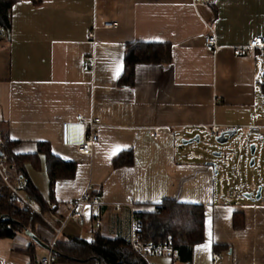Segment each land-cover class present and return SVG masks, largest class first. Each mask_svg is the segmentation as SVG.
Returning a JSON list of instances; mask_svg holds the SVG:
<instances>
[{
    "label": "crops",
    "instance_id": "0c3cea01",
    "mask_svg": "<svg viewBox=\"0 0 264 264\" xmlns=\"http://www.w3.org/2000/svg\"><path fill=\"white\" fill-rule=\"evenodd\" d=\"M10 16L9 34L0 41V135L15 143L13 154L36 160L24 167L49 207L47 216L40 215L48 228H35L41 241L91 242L96 235L129 240L128 206L173 200L204 207L203 241L190 251L149 257L150 264H212L215 253L218 264H264V113L258 112L264 54L236 50L264 36V0H13ZM209 29L216 52L203 45ZM131 43L168 45L171 59L136 65L133 85L121 87ZM79 115L100 121L91 156L60 142L61 125ZM212 126L218 134L243 128L257 140L252 165L259 176L238 201L232 195L222 201L214 161L182 145L195 136L214 137ZM41 143L76 165L72 178L55 181L52 199ZM124 151L132 152V164L115 168ZM87 186L94 187L100 206L81 207L82 217L69 220L70 203ZM46 253L25 234L0 239V264H38Z\"/></svg>",
    "mask_w": 264,
    "mask_h": 264
},
{
    "label": "trees",
    "instance_id": "16d2710c",
    "mask_svg": "<svg viewBox=\"0 0 264 264\" xmlns=\"http://www.w3.org/2000/svg\"><path fill=\"white\" fill-rule=\"evenodd\" d=\"M13 0H0V41L7 37L10 31L11 6ZM171 59L170 47L165 44L131 43L126 46L124 54V71L118 81L121 87L133 85V72L138 64H168ZM264 94V82L262 83ZM2 135V134H1ZM2 153L10 169L27 182L24 194L33 202L38 214L27 206L18 207L12 193L0 188V239L13 238L17 234H24L29 230L35 234L36 226H48L40 215L47 216L49 207L32 185L25 172V163L35 160L34 157L19 156L12 153L15 145L3 136ZM38 153L45 158L46 173L49 180L50 199L54 183L57 179L72 178L75 173V163L62 160L51 152L46 143L39 144ZM132 152H121L113 161L115 168L132 164ZM36 161V160H35ZM18 202V201H17ZM154 211L140 213L141 233L147 242L162 243L167 238L172 240V251H190L203 241L204 236V207L201 205L178 203L164 200L159 205L151 207ZM11 218L17 224L6 220ZM238 218L234 215V228L239 226ZM243 226V223L242 225ZM32 244L35 243L32 241ZM53 256L58 263H93V264H147L132 249L129 240H108L96 235L91 242L77 238L58 239L53 245ZM32 256V252H29Z\"/></svg>",
    "mask_w": 264,
    "mask_h": 264
},
{
    "label": "built area",
    "instance_id": "2783aa9c",
    "mask_svg": "<svg viewBox=\"0 0 264 264\" xmlns=\"http://www.w3.org/2000/svg\"><path fill=\"white\" fill-rule=\"evenodd\" d=\"M211 0H193V3L196 5L201 2H210ZM105 28H114L116 24L114 23H106L104 24ZM210 33L203 38V45L207 50H211L216 52L219 50L217 46L216 37L212 33L211 29ZM1 36V33H0ZM92 37V34L89 35ZM239 54H248L253 51H258L264 54V36H257L248 40L246 45L240 46L236 48ZM89 67L93 66V62L88 63ZM98 118H91L89 120L84 119L81 115L76 117L75 122H67L61 125V134H60V142L63 147H71L74 148L78 153L91 156L93 152V147L98 143V134L97 128L99 125ZM84 128V134H83ZM218 128L216 126L211 127V134L215 137L218 134ZM83 134V136H82ZM4 142L0 138V179L5 182L7 187L11 189L13 195H15L19 200L23 202V204L27 205L32 211L36 212L32 207L30 200H26L21 195V192H24L26 189V180L21 176L17 175L18 178V186H11L8 181V171L7 169L10 167L9 165H5V156L1 151ZM100 198L96 194L94 187L87 186L84 193L76 200L70 203L71 213L68 216L69 220H79L82 217V212L80 211L81 207L84 208H98L100 206ZM131 212V221H130V235H129V243L131 249L140 256L147 264L149 257H159L164 254L172 253V240L171 238H167L164 242L154 244L151 242H147L141 233V222H140V213L145 211H154L152 208L145 207H136L133 205L128 206ZM120 206L117 205L115 210H119ZM94 226L98 229L101 226V221L99 218L94 220ZM56 235L60 233L59 229L53 228ZM53 248V244L50 246ZM173 259H175L173 257ZM220 261V256L218 254H213L212 256V264H218ZM38 264H57L53 253L51 251H47L46 255L42 256L38 260ZM156 264V263H153Z\"/></svg>",
    "mask_w": 264,
    "mask_h": 264
},
{
    "label": "rangeland",
    "instance_id": "374dc122",
    "mask_svg": "<svg viewBox=\"0 0 264 264\" xmlns=\"http://www.w3.org/2000/svg\"><path fill=\"white\" fill-rule=\"evenodd\" d=\"M262 62L264 63V58L262 59ZM259 71L261 73L264 71V64L259 65ZM258 112L259 114L264 113V102H259ZM0 138L3 141L2 135H0ZM255 142H257L256 138H247L246 130L243 128H238L237 134L226 144L219 145L215 142L214 137L207 135V137H201L198 143H193L188 147H186L187 145L183 147L187 148V152L193 151L195 153L201 154L203 156V161L206 159L214 161L213 163L216 164L217 171L215 177L216 191L218 193V196L221 195V200L225 201L228 195H232L234 196V200L238 201L239 199L244 198V194L248 193V190H250L251 183L253 181H257V178L259 176L257 165H251V160H257L259 155L256 153H254L253 155L251 154L250 146L253 143L255 144ZM240 148H242V151H240ZM218 152L222 153L221 157H214L213 154ZM4 163L6 166L9 165L6 159ZM7 171L8 183L13 187H17L19 184L17 175L14 172L15 170L13 171L9 167ZM43 172H45V170ZM0 188H5L9 193H12L11 189L7 187L5 182L1 179ZM21 195L24 199L29 201L28 197L24 194V192H21ZM17 201H15L14 203L16 206H27L23 204V202L19 199H17ZM30 203L34 205L33 202L30 201ZM43 222L45 224L47 223L45 221Z\"/></svg>",
    "mask_w": 264,
    "mask_h": 264
},
{
    "label": "water",
    "instance_id": "95a60500",
    "mask_svg": "<svg viewBox=\"0 0 264 264\" xmlns=\"http://www.w3.org/2000/svg\"><path fill=\"white\" fill-rule=\"evenodd\" d=\"M237 132H238L237 129L222 131L217 136L214 137L215 142L218 143L219 145L226 144L229 140H231L237 134ZM199 140H200L199 136H195L193 139L182 140V145L186 146V145H191L193 143H198ZM250 149H251V154L253 155L255 152V146L252 144L250 146ZM221 155L222 153L220 152L213 154V156L216 158H220ZM252 164H253V159L251 160V165ZM210 165L215 169V173H217L216 164L210 163ZM260 191H261V188H258L255 194V199L260 198V195H261ZM245 196L247 198H251V194H246ZM6 220L17 224V222L11 218H6ZM24 234L40 248L47 250V251H51L53 253L52 248L48 244H45L43 241H41L34 233L25 229Z\"/></svg>",
    "mask_w": 264,
    "mask_h": 264
},
{
    "label": "snow or ice",
    "instance_id": "6c2138e0",
    "mask_svg": "<svg viewBox=\"0 0 264 264\" xmlns=\"http://www.w3.org/2000/svg\"><path fill=\"white\" fill-rule=\"evenodd\" d=\"M121 70H122V65H118L117 68H116V70H115L117 76L119 75V73H120ZM210 240H211V230H210V225H209V241H210ZM202 247H204V248H208L207 245L202 246Z\"/></svg>",
    "mask_w": 264,
    "mask_h": 264
}]
</instances>
